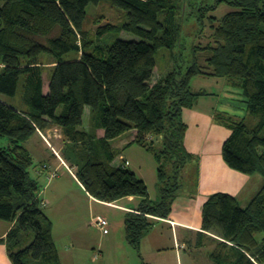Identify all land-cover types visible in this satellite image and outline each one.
I'll list each match as a JSON object with an SVG mask.
<instances>
[{
    "label": "trees",
    "instance_id": "1",
    "mask_svg": "<svg viewBox=\"0 0 264 264\" xmlns=\"http://www.w3.org/2000/svg\"><path fill=\"white\" fill-rule=\"evenodd\" d=\"M1 1L0 138L9 142L0 147V220L15 226L0 242L7 243L13 264H60L53 222L32 175L36 163L26 147L38 132L53 128L61 130L63 158L91 196L110 204L142 199L125 220L126 239L140 252L156 218H170L181 171L195 158L185 146L184 112L208 95L193 90L196 77L223 78L242 90L247 115H217L231 130L223 159L235 171L264 178V0H184L200 8L204 25L210 20V42L194 47L192 66L157 82L159 51H174L182 38L181 0H112L126 21L101 25L99 17L95 36L87 29V10L101 0ZM222 5L233 10L208 17ZM123 31L140 40L102 43ZM72 52L79 57L64 60ZM43 55L55 60L47 79ZM87 107L90 132L81 129ZM98 130L105 131L103 138ZM129 132L135 136L129 147L141 146L159 160L157 200L113 148V140ZM202 216L203 231L219 238L209 253L212 264H264V186L246 207L237 196L213 194Z\"/></svg>",
    "mask_w": 264,
    "mask_h": 264
},
{
    "label": "rangeland",
    "instance_id": "2",
    "mask_svg": "<svg viewBox=\"0 0 264 264\" xmlns=\"http://www.w3.org/2000/svg\"><path fill=\"white\" fill-rule=\"evenodd\" d=\"M0 3L2 4L1 0ZM181 5H183V7H179V17L182 20V38L174 51L168 49H161L159 51L153 82H157L160 78L174 69H186L192 66L195 54L194 47L199 45L204 46L210 42V20H205L206 24L204 25L199 7H189L188 4H184V0H181ZM232 10L231 7L222 5L216 10L211 11L208 17L223 18ZM87 11L89 16L87 29H89L92 36H95L99 28V24L96 23L99 17H104V19H101V25L106 22L121 24L126 21V12L115 7L112 4V0H101L98 5L92 4ZM117 40L132 41L140 40V38L123 31L104 37L102 43L106 44L108 42L112 44ZM77 57H79V55L76 52H72L67 54L64 60L70 61ZM54 62L55 60L53 58L48 55H43L42 63L46 65L45 79L49 78L55 65ZM212 79L216 80H210V77H198L193 84V90L198 92L204 90L207 92H216L219 87L217 84L219 78ZM4 99L8 98L4 97ZM232 99L234 100L236 111L230 116H239L240 118L246 116L247 105L244 103V96L236 94ZM81 129L88 132L93 129L91 109L89 107L86 108L84 124ZM132 138L133 134L129 132L122 138L114 141L112 143L113 147L118 149L124 142L131 141ZM43 139L45 144L41 142V145L47 146V148L53 150L54 153H57L55 151L56 148L58 151L57 154L62 157L64 156L65 141L63 137L58 136V138L55 139L43 137ZM8 142V138H0V147H6ZM26 147L34 155L36 164H40L41 162L44 163L43 159L45 158H43L42 153H40L41 149L34 146L31 141L26 144ZM156 148L160 149L161 145L157 143ZM47 152L49 153V150H47ZM128 159L130 168L136 172L139 178L146 182L151 198L153 200L159 199L158 169L160 163L155 153L141 146L134 145L128 153ZM73 172L75 173L76 171L73 170ZM63 173H65L64 170L61 171L62 175ZM68 175L69 173L64 175L63 181L56 182L49 188L44 187L43 190L45 192V198L51 203L53 202L51 205L46 206L44 211L48 216H52L55 222V232L59 239V247L61 249V256L64 264H91L93 261L92 257L101 255L98 248L102 241L105 248L104 252H106L107 264H141L143 260L155 262V264H177L174 253L165 251L159 253L155 250V242L152 241V239L156 237V235H160L162 226L151 230L148 234L150 235L148 236V242H144L143 247L141 245L140 252L129 244L127 239L125 240L124 246L122 243L123 237L126 238L125 213L119 208L105 203H89L85 197L86 192L81 190V184L76 178L72 180V177ZM198 177L199 161L198 157H196L191 162H188L181 171L180 183L182 187L179 191V195H182V197H184V195L193 196L197 189ZM263 186L264 178L261 175H255L251 188L243 198V204H249ZM92 210L93 212L91 213ZM94 217H104L108 219L110 223V235H105L101 229L94 225ZM28 234L30 235V241H32L34 239V233L30 230ZM168 237L169 240L167 241V245L173 246L171 248L169 247L172 249L174 248L172 232H170V236ZM86 245H89L91 248L89 247V249H86ZM103 246L100 248H103Z\"/></svg>",
    "mask_w": 264,
    "mask_h": 264
},
{
    "label": "crops",
    "instance_id": "3",
    "mask_svg": "<svg viewBox=\"0 0 264 264\" xmlns=\"http://www.w3.org/2000/svg\"><path fill=\"white\" fill-rule=\"evenodd\" d=\"M197 78L198 77L192 81V88ZM210 80L216 79L210 78ZM218 80L219 81H217V84L219 87L217 88L216 92H207L204 90L208 93V95L201 97L194 109H188L184 112V119L188 124V130L185 137V146L189 153L193 154L195 158L198 157L199 161V177L196 189L197 193L195 192L193 196L184 195V197H182V195H178L173 205V212L170 218H156L155 220L156 225L154 229L162 226L160 235H156V237L152 239V241L155 242V250H157L159 253L163 251L174 253L177 264H212L209 259V253L215 247L214 240L219 238L213 234L204 232L202 229L203 205L209 196L216 193H227L237 196L241 205L246 207L248 204H243V198L254 182V176L250 177L231 169L223 159V145L227 138L231 135V130L225 124L218 121L217 115H233L236 110L232 97L236 94L243 96V93H241L239 87L231 84L226 79L219 78ZM233 117L238 119L240 118L239 116ZM58 136L63 137L61 130L58 128H53L48 130L46 133L40 131L29 140L34 146H36L38 149H41L40 153H42L43 158H45H42L44 163L41 162L40 164H36L34 170H32L33 177L41 185L39 196L43 204H45L43 205L44 208L53 203L45 198V192L43 191L44 187L49 188L52 186V184L63 181L64 175L67 173H69L68 176L72 177V180H75V178L77 179L75 173L73 170H71L70 165L64 160L62 156L59 154L57 155L53 152V150L47 148V146L45 147V145H41V142L44 143L43 137L55 139L58 138ZM97 136L98 138H103L105 136V131L98 130ZM123 136L119 138H122ZM134 137L135 136H133L131 141L124 142L118 149L113 147L115 150L122 152L119 159L127 161L129 167L130 164L128 153L134 146L133 145L129 147V144L134 140ZM117 139L113 140V142ZM47 150H49V153ZM55 151L58 153L56 148ZM31 155L35 161V157L32 152ZM46 165H48V168L43 169V167ZM62 170L65 172L63 175L61 174ZM55 172H57L58 175L56 177H52L53 173ZM78 182L81 184L79 180ZM80 187L82 188V191L86 192L85 197L89 203H105L91 196L82 184ZM141 202L142 199L138 197H128L113 204H105L119 208L125 213L126 219L129 213L137 212ZM92 212L93 210L91 213ZM48 217L53 222V235L56 247L60 254V264H64L61 256V249L59 247V239L57 238L55 232V222L52 216ZM14 226L15 223L0 220V240L6 239L10 230ZM170 232H172L173 236V250L170 249L173 246L167 245ZM105 235H110V230L109 233ZM148 236L143 239L141 244L142 247L144 242H148ZM125 240L126 238L123 237V245L125 244ZM102 246L103 241L99 244L98 248L101 255L92 257L93 261L91 260V264H107L106 252H104L105 248L104 246L103 248H100ZM89 247V245L85 246L86 249H89ZM143 262L147 264H155V262L151 261L143 260L142 263ZM0 264H13L9 257L8 247L5 241L0 242Z\"/></svg>",
    "mask_w": 264,
    "mask_h": 264
},
{
    "label": "built area",
    "instance_id": "4",
    "mask_svg": "<svg viewBox=\"0 0 264 264\" xmlns=\"http://www.w3.org/2000/svg\"><path fill=\"white\" fill-rule=\"evenodd\" d=\"M47 168H48L47 166L43 167V169H47ZM57 175H58V173L55 172V173H53L52 177H56ZM43 205H45V204H43ZM94 225L97 226L99 229H101V231L104 234H108L109 233L110 223H109V221H108L107 218H104V217H95L94 218Z\"/></svg>",
    "mask_w": 264,
    "mask_h": 264
}]
</instances>
